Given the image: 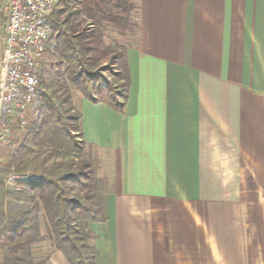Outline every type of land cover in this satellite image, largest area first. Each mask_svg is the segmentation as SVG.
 Wrapping results in <instances>:
<instances>
[{"label":"crops","instance_id":"0c3cea01","mask_svg":"<svg viewBox=\"0 0 264 264\" xmlns=\"http://www.w3.org/2000/svg\"><path fill=\"white\" fill-rule=\"evenodd\" d=\"M131 2L123 111L76 106L111 181L94 264H264V0Z\"/></svg>","mask_w":264,"mask_h":264},{"label":"trees","instance_id":"16d2710c","mask_svg":"<svg viewBox=\"0 0 264 264\" xmlns=\"http://www.w3.org/2000/svg\"><path fill=\"white\" fill-rule=\"evenodd\" d=\"M59 6L62 9H55L49 19V48L56 58L51 87L60 83L69 85L92 103L106 102L115 111L122 112L129 86L125 48L105 45L101 27L109 25L119 34L136 27L131 18L134 10L131 0H72V3L64 0ZM110 70L122 83L120 92L104 75ZM48 102L54 119L70 142L76 146L80 137V142L84 143L80 116L72 115L69 97L63 101L48 98ZM77 167L79 171L54 179L39 177L33 181H12L7 200L10 209L13 204L18 205L17 211L8 221L0 208V236L8 242L5 264H35L30 248L41 239L37 219L39 205L49 222V239L66 262L94 264V247L88 245V241H94L96 237L90 232L89 225L105 222L106 215L102 198L92 197L88 190L93 176L91 165L82 160ZM10 174L9 170L2 172L0 169V180ZM68 181L88 188L80 197L69 199L62 187ZM22 193L29 195L27 199H21ZM98 215L100 220H97Z\"/></svg>","mask_w":264,"mask_h":264},{"label":"rangeland","instance_id":"374dc122","mask_svg":"<svg viewBox=\"0 0 264 264\" xmlns=\"http://www.w3.org/2000/svg\"><path fill=\"white\" fill-rule=\"evenodd\" d=\"M70 3H72V0H70ZM73 5L76 6V4ZM60 9L62 7L58 6L56 10ZM135 28L127 33L119 34L111 26L103 25L101 27L103 42L110 47L116 45L125 48L126 45L132 42ZM55 62L54 52L48 46L42 65L40 91L29 107L26 126L23 130L15 129L9 143L0 147L1 171L9 170L11 172L10 175L0 180V208H2L8 221H10V216L15 215L18 205L13 204L10 209L7 191L11 188L12 182L7 183V177H13V183L18 180H38L39 177L54 179L68 172L79 171L77 163L85 160L93 170L92 180L88 184L91 196L100 199L103 193L109 191L111 187V181L102 171L97 155L88 149L84 143L80 142V137L77 138L78 144L74 146L62 132L58 122L52 115L48 98L53 101H63L69 97L74 111L72 115L78 114L77 103L85 98L82 92L69 85L65 86L60 83L55 88L51 87V82L54 80ZM100 67H103V65L100 64ZM104 75L108 77L113 86L120 89L122 83L116 80L111 70ZM100 82L101 85H104L101 80ZM92 88L94 90V87ZM118 91L120 92L121 89ZM17 175L21 178H18ZM62 187L69 199L80 197L88 188L73 181H68L67 185H62ZM27 196H29L27 193H22L21 199H27ZM37 219L41 239L31 246L30 253L35 254L33 257L35 264H45L48 256L53 251L56 253L57 250L49 239V222L40 205ZM100 219L101 216L98 215L97 220ZM75 224L78 225L77 222ZM93 242V240H89L88 245H93ZM6 245H8V242L0 236V264H5Z\"/></svg>","mask_w":264,"mask_h":264},{"label":"built area","instance_id":"2783aa9c","mask_svg":"<svg viewBox=\"0 0 264 264\" xmlns=\"http://www.w3.org/2000/svg\"><path fill=\"white\" fill-rule=\"evenodd\" d=\"M64 0H0V147L26 126L50 43L49 19ZM0 162V169H1ZM13 177H7L10 183Z\"/></svg>","mask_w":264,"mask_h":264}]
</instances>
